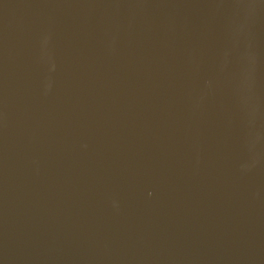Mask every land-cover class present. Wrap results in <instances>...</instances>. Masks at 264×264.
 Masks as SVG:
<instances>
[{
    "label": "water",
    "instance_id": "95a60500",
    "mask_svg": "<svg viewBox=\"0 0 264 264\" xmlns=\"http://www.w3.org/2000/svg\"><path fill=\"white\" fill-rule=\"evenodd\" d=\"M0 264H264V0H0Z\"/></svg>",
    "mask_w": 264,
    "mask_h": 264
}]
</instances>
